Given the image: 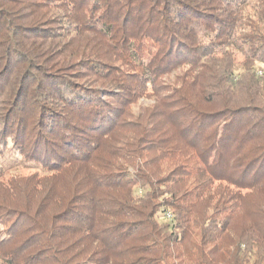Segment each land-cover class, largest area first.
Wrapping results in <instances>:
<instances>
[{
	"label": "trees",
	"instance_id": "1",
	"mask_svg": "<svg viewBox=\"0 0 264 264\" xmlns=\"http://www.w3.org/2000/svg\"><path fill=\"white\" fill-rule=\"evenodd\" d=\"M262 67L264 0H0V264H264Z\"/></svg>",
	"mask_w": 264,
	"mask_h": 264
},
{
	"label": "rangeland",
	"instance_id": "2",
	"mask_svg": "<svg viewBox=\"0 0 264 264\" xmlns=\"http://www.w3.org/2000/svg\"><path fill=\"white\" fill-rule=\"evenodd\" d=\"M240 60H241L240 57L237 56L236 57V61L239 62ZM256 73H257V76L264 77V68L262 67V69H258L256 71ZM147 104H149L148 100H141L139 102V106H144V105H147ZM16 172H18V173H20V174H22L24 176H28V175H31L34 172H37L38 175L41 176V172H39L38 170H33V169H20V170H18ZM130 172H131V169H130ZM259 202H260L259 198L252 197L251 199H249L246 202V207H247V209L250 210L254 204L259 203ZM249 218H250V216L248 215V213L246 211L242 212L241 215L235 221L236 228H241V225H243V223L245 221H248Z\"/></svg>",
	"mask_w": 264,
	"mask_h": 264
},
{
	"label": "built area",
	"instance_id": "3",
	"mask_svg": "<svg viewBox=\"0 0 264 264\" xmlns=\"http://www.w3.org/2000/svg\"><path fill=\"white\" fill-rule=\"evenodd\" d=\"M138 194L141 195V192L139 191ZM163 219L166 220V221H169V220L171 219V215H170V213H166V214L164 215Z\"/></svg>",
	"mask_w": 264,
	"mask_h": 264
}]
</instances>
